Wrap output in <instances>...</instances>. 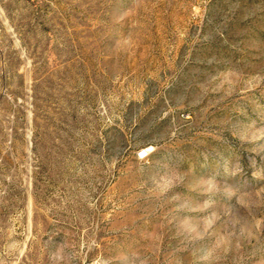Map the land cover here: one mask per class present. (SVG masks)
<instances>
[{"label": "rangeland", "instance_id": "374dc122", "mask_svg": "<svg viewBox=\"0 0 264 264\" xmlns=\"http://www.w3.org/2000/svg\"><path fill=\"white\" fill-rule=\"evenodd\" d=\"M0 264H264V0H0Z\"/></svg>", "mask_w": 264, "mask_h": 264}, {"label": "built area", "instance_id": "2783aa9c", "mask_svg": "<svg viewBox=\"0 0 264 264\" xmlns=\"http://www.w3.org/2000/svg\"><path fill=\"white\" fill-rule=\"evenodd\" d=\"M150 152L151 150L143 149L142 151H140L139 157L141 159H147L149 157Z\"/></svg>", "mask_w": 264, "mask_h": 264}]
</instances>
